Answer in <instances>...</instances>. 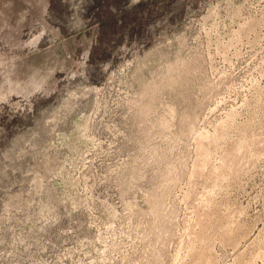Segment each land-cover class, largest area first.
Here are the masks:
<instances>
[{
  "label": "rangeland",
  "instance_id": "obj_1",
  "mask_svg": "<svg viewBox=\"0 0 264 264\" xmlns=\"http://www.w3.org/2000/svg\"><path fill=\"white\" fill-rule=\"evenodd\" d=\"M232 114L213 164L256 143L217 190L197 139ZM207 254L264 264V0H0V264Z\"/></svg>",
  "mask_w": 264,
  "mask_h": 264
},
{
  "label": "bare ground",
  "instance_id": "obj_2",
  "mask_svg": "<svg viewBox=\"0 0 264 264\" xmlns=\"http://www.w3.org/2000/svg\"><path fill=\"white\" fill-rule=\"evenodd\" d=\"M259 24V22L257 20L255 21H251L250 23H248L246 25V27L244 28V32L247 31H254L255 27ZM235 117V116H234ZM233 114L228 116L227 121L223 122L222 124L219 125V127L216 129V131L213 134H204L197 139V161L194 164V169L192 171V175L191 178H195L197 176H202L204 177V179L206 178V180H209L211 183V187L215 188V189H219L221 188L224 184V182H226L227 177L229 178L228 172L230 173H235L234 171L238 172L239 171H243L244 166H245V161L247 160V154L249 152V146L251 144H253L255 142V139H251L250 140V136L249 135H245L237 142L234 143L232 149L228 152H226L222 157H221V162L218 166H215L212 162V160L214 159L213 156L215 155V151L217 148H219V144L220 142L222 143V139L224 137H226L228 135V125L233 121ZM230 126V125H229ZM231 128V127H230ZM229 128V129H230ZM249 131V129H248ZM205 133V132H203ZM229 136V135H228ZM242 136V135H241ZM227 139V137H226ZM257 140V139H256ZM260 140V139H259ZM258 141V140H257ZM256 143V142H255ZM262 143V142H261ZM231 146V145H230ZM255 146V145H254ZM253 146V147H254ZM261 146V145H260ZM213 147V148H212ZM252 147V146H251ZM256 147V146H255ZM226 148V147H225ZM262 148V147H261ZM254 149V148H253ZM257 149V148H256ZM259 149V148H258ZM260 150V149H259ZM263 149H261L260 151L262 152ZM255 151V149H254ZM254 153V152H253ZM259 153V152H258ZM221 154V153H220ZM253 155V154H251ZM255 155V154H254ZM260 155V153L258 154ZM218 157V156H217ZM249 157V156H248ZM219 158V157H218ZM251 158V157H250ZM256 158V157H255ZM254 158V159H255ZM253 160V159H252ZM217 161V163H219ZM248 162V161H247ZM249 163V162H248ZM246 168V166H245ZM234 176V175H233ZM232 178V177H231ZM191 179V180H192ZM196 179V178H195ZM230 179V178H229ZM228 180V179H227ZM230 182V181H229ZM227 183V182H226ZM193 184V183H192ZM208 185V184H207ZM209 187V186H208ZM209 190V189H208ZM212 190V189H211ZM193 192V191H192ZM208 191H206L207 193ZM191 193V192H190ZM209 193V192H208ZM213 193V192H212ZM215 193V192H214ZM195 194V193H193ZM189 195V194H188ZM191 195V194H190ZM189 195V196H190ZM207 195V194H206ZM210 195V193H209ZM212 195V194H211ZM210 195V196H211ZM194 196V195H193ZM208 196V197H210ZM196 197V195H195ZM199 197V196H198ZM197 198V197H196ZM207 199V197H206ZM214 199V198H213ZM209 201V200H208ZM207 201V202H208ZM210 202V201H209ZM212 203V202H211ZM215 203V202H214ZM215 205V204H214ZM210 207V205H208ZM197 207V206H196ZM207 207V206H206ZM205 207V208H206ZM208 207V208H209ZM213 207V206H212ZM204 208V207H203ZM217 208V207H216ZM196 209V208H195ZM198 220L196 223H198L199 225L202 226L201 229H205L208 227V223H210V214L208 212H202L200 207L198 208ZM213 209V208H212ZM219 210V209H218ZM197 211V209H196ZM206 211V210H203ZM217 213V212H216ZM197 214V213H196ZM195 214V215H196ZM213 214V213H212ZM211 214V215H212ZM222 214V213H221ZM217 215V214H216ZM232 216V215H231ZM216 218V216H213V218ZM219 217V216H218ZM224 217V214H223ZM230 217V216H229ZM236 217V216H235ZM234 217V218H235ZM212 218V217H211ZM233 218V217H232ZM237 218V217H236ZM221 219V217H220ZM231 219V218H230ZM218 220V219H217ZM238 220V219H237ZM220 221V220H219ZM222 221V220H221ZM235 222V220L233 221ZM192 223V222H191ZM231 223V221L229 220L228 217H226L225 221L219 222L218 223V229L219 230L220 226H229ZM235 224V223H234ZM237 224V223H236ZM198 225V226H199ZM221 226V227H222ZM210 227V226H209ZM212 227V226H211ZM237 227V225L235 226ZM240 229V226L237 227ZM192 229V228H191ZM210 229V228H209ZM233 229V228H232ZM193 230V229H192ZM213 230V227H212ZM216 230V228H215ZM226 230V229H225ZM228 230L230 231V228L228 227ZM237 230V229H236ZM235 230V232H236ZM195 231V229H194ZM200 231V230H199ZM207 231V229H206ZM228 231V232H229ZM241 231V230H240ZM192 232V231H191ZM211 232V231H210ZM214 232V231H213ZM222 232V231H221ZM227 232V231H226ZM207 233V232H205ZM239 233V232H238ZM204 234V233H202ZM214 234V233H213ZM192 235V234H191ZM224 235V234H223ZM197 237L193 240V242L197 241V240H202V239H208L209 237H205L204 235H196ZM232 236V235H231ZM193 237V236H191ZM217 238V237H216ZM224 238V237H223ZM221 240V239H220ZM223 241H225L224 239H222ZM228 240V239H227ZM230 243H232L233 245H235L234 243H236L234 240L232 241L231 239ZM228 240V241H229ZM195 244V243H194ZM199 250V249H198ZM208 255V254H207ZM206 255V256H207ZM255 255V254H254ZM260 255V254H259ZM199 256V255H198ZM240 257V256H239ZM242 260V259H241ZM196 261H194L195 263ZM197 263V262H196ZM212 260H211V255H208L206 258V264H211ZM203 264V263H201ZM249 264V263H248Z\"/></svg>",
  "mask_w": 264,
  "mask_h": 264
}]
</instances>
